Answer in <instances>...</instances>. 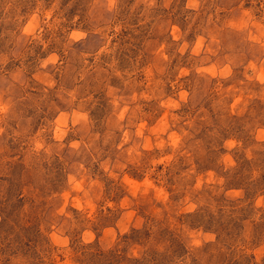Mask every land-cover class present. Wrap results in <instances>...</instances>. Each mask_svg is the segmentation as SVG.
I'll return each instance as SVG.
<instances>
[{
  "label": "rangeland",
  "instance_id": "obj_1",
  "mask_svg": "<svg viewBox=\"0 0 264 264\" xmlns=\"http://www.w3.org/2000/svg\"><path fill=\"white\" fill-rule=\"evenodd\" d=\"M0 264H264V0H0Z\"/></svg>",
  "mask_w": 264,
  "mask_h": 264
},
{
  "label": "clouds",
  "instance_id": "obj_2",
  "mask_svg": "<svg viewBox=\"0 0 264 264\" xmlns=\"http://www.w3.org/2000/svg\"><path fill=\"white\" fill-rule=\"evenodd\" d=\"M110 3H114V0H110ZM209 239H211V237H209Z\"/></svg>",
  "mask_w": 264,
  "mask_h": 264
}]
</instances>
